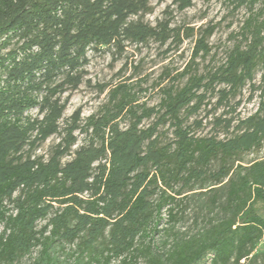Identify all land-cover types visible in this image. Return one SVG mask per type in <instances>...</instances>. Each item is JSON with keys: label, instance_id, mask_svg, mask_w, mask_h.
Here are the masks:
<instances>
[{"label": "trees", "instance_id": "trees-1", "mask_svg": "<svg viewBox=\"0 0 264 264\" xmlns=\"http://www.w3.org/2000/svg\"><path fill=\"white\" fill-rule=\"evenodd\" d=\"M222 1L248 17L216 61L215 26L173 25L170 8L152 24L150 0H0V264L35 250V264L250 258L264 240L256 208L264 204V157H241L264 150V0ZM173 5L182 12L193 0ZM187 40L195 45L184 68L165 66L152 85L157 104H149V78L132 75L97 85L108 91L95 113L64 117L72 94L91 82L93 53L118 61L130 47L154 42L169 53ZM247 88L259 107L242 117ZM208 106L217 132L198 135L204 121L194 117ZM52 136L59 142L38 155ZM197 189L206 221L176 231Z\"/></svg>", "mask_w": 264, "mask_h": 264}, {"label": "rangeland", "instance_id": "rangeland-1", "mask_svg": "<svg viewBox=\"0 0 264 264\" xmlns=\"http://www.w3.org/2000/svg\"><path fill=\"white\" fill-rule=\"evenodd\" d=\"M173 1L174 0H150L154 12L151 15H147L145 20L155 24L158 19L164 17V12L170 8L172 11L173 25L193 27L196 31L201 29L204 30L209 26H215L214 34L209 39V43L213 49L211 55H217L216 61H220L225 57L226 50L233 44L230 36L232 33L239 31L244 20L248 17V12L244 8L233 11V6L222 0H193V6L182 12L176 9V6L173 5ZM194 45V40H187L179 50H172L166 53V46L161 47L157 43L150 42L149 45L145 47L128 48L124 57L118 61H113L112 55L107 51L93 53L88 67V79L91 82L90 84H82L80 88L72 94L64 117L69 118L78 109L82 110L83 118L95 113L97 109L107 101L108 91L106 90L104 93H100L97 85L105 83L114 84L132 75L134 77L133 81L145 76L149 78L148 84L145 85V87H149L150 89L149 97L151 100H149V104H157L159 102V95L157 93L158 90H153V83L158 80L165 66H170L172 70L177 68L182 70L193 53ZM165 55H168V57H165ZM208 62L209 60H206L205 63ZM136 65L139 70L134 68ZM260 79L261 73L257 75V81H260ZM243 93L244 102L238 109V112H240L242 117H246L258 109L259 98L255 97L252 102H248V88L245 89ZM210 109L211 106H208L204 108L198 116L194 117V119H202L204 121V127L197 131L198 135L203 136L211 134L212 131L217 132V130H213L210 124V121L213 119V115L208 116L207 114ZM221 112L222 110H219L215 114L219 115ZM59 140L60 138L58 136H52L40 147L37 154L47 156ZM263 157L264 150L254 151L243 155L241 157V162L243 164H249ZM68 159L69 158H66L65 160ZM200 191L201 190L197 189L191 192L197 193L199 196L191 195L189 200H192V202L189 204L185 214L176 224V231L192 233L200 228L204 224V221H206V212L199 213L201 211V202L206 199L205 195H200ZM191 193H186L183 196ZM256 208L259 213L264 216V204L258 203ZM163 216L164 224H162L160 228L167 225V212L164 213ZM0 230H2V226H0ZM66 249L67 251H71V248L68 246ZM38 256L39 250H35L31 255L20 258L14 264H35ZM242 264H264V240L259 243L250 258L243 261Z\"/></svg>", "mask_w": 264, "mask_h": 264}]
</instances>
